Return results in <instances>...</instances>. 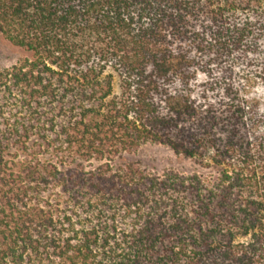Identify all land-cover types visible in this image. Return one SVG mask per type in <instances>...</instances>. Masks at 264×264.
<instances>
[{
	"label": "trees",
	"instance_id": "trees-1",
	"mask_svg": "<svg viewBox=\"0 0 264 264\" xmlns=\"http://www.w3.org/2000/svg\"><path fill=\"white\" fill-rule=\"evenodd\" d=\"M0 35V264H264V0H0Z\"/></svg>",
	"mask_w": 264,
	"mask_h": 264
},
{
	"label": "rangeland",
	"instance_id": "rangeland-1",
	"mask_svg": "<svg viewBox=\"0 0 264 264\" xmlns=\"http://www.w3.org/2000/svg\"><path fill=\"white\" fill-rule=\"evenodd\" d=\"M25 57V53L0 35V67L7 68ZM130 161L140 163L147 169L161 171L164 169H188L189 162L179 160L168 148L160 145L147 144L142 146L136 153L127 158Z\"/></svg>",
	"mask_w": 264,
	"mask_h": 264
}]
</instances>
